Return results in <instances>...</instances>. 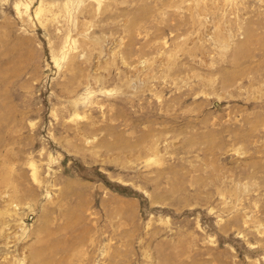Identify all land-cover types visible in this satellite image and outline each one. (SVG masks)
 Returning <instances> with one entry per match:
<instances>
[{
  "label": "rangeland",
  "instance_id": "rangeland-1",
  "mask_svg": "<svg viewBox=\"0 0 264 264\" xmlns=\"http://www.w3.org/2000/svg\"><path fill=\"white\" fill-rule=\"evenodd\" d=\"M0 264H264V0H0Z\"/></svg>",
  "mask_w": 264,
  "mask_h": 264
}]
</instances>
